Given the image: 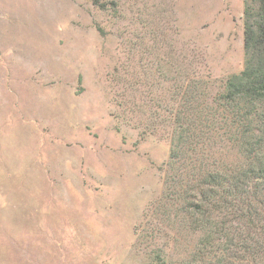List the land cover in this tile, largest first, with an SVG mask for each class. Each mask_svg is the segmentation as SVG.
Segmentation results:
<instances>
[{"label":"rangeland","instance_id":"374dc122","mask_svg":"<svg viewBox=\"0 0 264 264\" xmlns=\"http://www.w3.org/2000/svg\"><path fill=\"white\" fill-rule=\"evenodd\" d=\"M246 5L0 0V264L193 257L200 234L153 217L172 117L242 70Z\"/></svg>","mask_w":264,"mask_h":264},{"label":"trees","instance_id":"16d2710c","mask_svg":"<svg viewBox=\"0 0 264 264\" xmlns=\"http://www.w3.org/2000/svg\"><path fill=\"white\" fill-rule=\"evenodd\" d=\"M243 14L242 70L227 77L210 104L190 95L173 114L169 171L153 217L169 233L198 232L200 241L193 257L156 253L158 264H196L205 255L206 264L264 257V0ZM225 146L235 150L233 160Z\"/></svg>","mask_w":264,"mask_h":264}]
</instances>
